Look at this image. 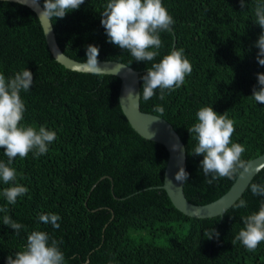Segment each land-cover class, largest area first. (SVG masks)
<instances>
[{"label": "trees", "instance_id": "trees-1", "mask_svg": "<svg viewBox=\"0 0 264 264\" xmlns=\"http://www.w3.org/2000/svg\"><path fill=\"white\" fill-rule=\"evenodd\" d=\"M43 5L44 0H39ZM108 0H86L79 10L53 19L63 52L86 62L88 45L100 49L99 61H118L147 74L172 50L183 49L193 71L184 85L159 90L144 112L156 105L161 116L180 134L187 149L185 193L190 202L206 205L226 194L238 176L205 183L203 156L192 155L198 141L188 128L205 106L235 121L232 142L246 148L242 159L264 154V104L250 98L258 88L255 47L264 29L255 24L258 0H163L175 23L161 32L162 48L154 61L136 62L127 50L108 43L101 13ZM23 69L33 73L34 83L21 92L26 105L24 121L57 133L49 151L40 156L15 158V183L28 188L16 204H8L0 180V264L22 251L27 236L44 231L60 242L66 264H264V242L247 250L235 236L244 227L242 217L258 212L264 197L254 196L250 186L224 215L198 219L180 212L162 189L169 159L166 147L145 139L122 111L121 80L113 75H93L66 69L52 55L37 14L29 7L0 1V73L6 78ZM238 82V83H237ZM182 111V112H181ZM4 149L0 161L7 163ZM211 178V177H209ZM252 183L264 184V169ZM57 214L59 229L39 221L40 214ZM24 225L20 234L3 225V216ZM215 229L207 239L206 231ZM187 259V260H186Z\"/></svg>", "mask_w": 264, "mask_h": 264}, {"label": "clouds", "instance_id": "clouds-1", "mask_svg": "<svg viewBox=\"0 0 264 264\" xmlns=\"http://www.w3.org/2000/svg\"><path fill=\"white\" fill-rule=\"evenodd\" d=\"M35 8L39 0H18ZM86 0H44L43 11L39 16L46 18L51 24L53 19H63L68 13L77 11ZM241 8L246 6L245 0H240ZM255 24L264 29V0H258L255 9ZM101 25L106 31L108 43L130 52L136 62H151L160 55L162 48L161 32H168L175 21L163 0H108L101 13ZM255 47L259 49L257 62L264 67V33L259 36ZM100 49L95 45H88L87 59L84 67L93 75H100L102 69L99 64ZM193 71L192 64L185 56L183 49L172 50L158 63L148 68L147 74L142 77V99L148 101L159 90V99L164 100L165 92H171L184 85L186 77ZM259 87L253 88L250 97L259 104H264V73L257 74ZM34 83L33 73L23 69L6 78L0 73V149H4L7 163L0 161V180L12 186L3 189V197L8 204H16L18 197L24 196L29 190L23 185L15 183L17 170L11 167L17 157L25 159L30 153L35 156L44 155L49 151V145L57 139L55 131L45 126L39 128L23 123L26 105L21 92H28ZM153 111L163 116L165 109L156 105ZM197 123L188 128L198 141L192 150V155L203 156L201 167L206 177L205 183L213 184L219 178L232 179L235 176L251 177L260 169H253L250 162L242 159L246 151L244 145L232 142L235 133V121L228 118L227 113L221 115L213 107L205 106L196 113ZM158 119V118H157ZM211 177V178H209ZM189 174L181 168L175 179L187 182ZM250 191L254 196L264 197V184L251 183ZM237 208H246L247 201L240 199L235 205ZM0 212H7L6 207H0ZM57 214H40L39 221L51 224L59 229ZM244 227L235 236L249 251H255L261 242H264V201L261 202L258 212L242 217ZM3 225L15 230L19 235L25 226L14 221L10 216H3ZM207 239L214 236L218 239L219 232L214 228L206 231ZM7 264H66L65 255L61 251L60 242L40 230L32 231L27 236V243L22 251L7 258Z\"/></svg>", "mask_w": 264, "mask_h": 264}, {"label": "water", "instance_id": "water-1", "mask_svg": "<svg viewBox=\"0 0 264 264\" xmlns=\"http://www.w3.org/2000/svg\"><path fill=\"white\" fill-rule=\"evenodd\" d=\"M0 1L15 2L31 8L41 21L53 57L68 70L92 74L84 67L85 62L77 61L63 52L57 41L53 22L51 21L50 24L46 18L39 16V12L43 11V5L40 2L38 7L35 8L30 3H20L18 0ZM99 64L102 69L101 75H113L121 80L120 105L135 131L145 139L164 145L168 150L169 159L165 170L164 184L161 188L167 192L173 205L183 214L198 219L222 216L229 211L241 199L260 171L264 169V154L250 161L253 169L259 168L260 170L251 177L247 175L238 176L230 190L218 200L206 205H197L190 202L185 193V182L175 179L181 168L186 170V145L169 121L161 116L142 110V97H140L142 96L141 72L118 61H99Z\"/></svg>", "mask_w": 264, "mask_h": 264}, {"label": "bare ground", "instance_id": "bare-ground-1", "mask_svg": "<svg viewBox=\"0 0 264 264\" xmlns=\"http://www.w3.org/2000/svg\"><path fill=\"white\" fill-rule=\"evenodd\" d=\"M238 83V82H237ZM182 112V111H181ZM187 260V259H186Z\"/></svg>", "mask_w": 264, "mask_h": 264}]
</instances>
